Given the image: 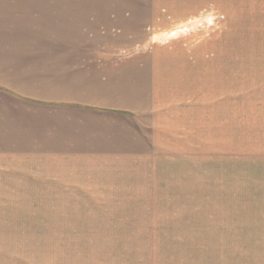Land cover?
Listing matches in <instances>:
<instances>
[{"label": "rangeland", "instance_id": "obj_1", "mask_svg": "<svg viewBox=\"0 0 264 264\" xmlns=\"http://www.w3.org/2000/svg\"><path fill=\"white\" fill-rule=\"evenodd\" d=\"M127 5L149 18L96 49L148 102L63 155L0 141V264H264V0Z\"/></svg>", "mask_w": 264, "mask_h": 264}, {"label": "crops", "instance_id": "obj_2", "mask_svg": "<svg viewBox=\"0 0 264 264\" xmlns=\"http://www.w3.org/2000/svg\"><path fill=\"white\" fill-rule=\"evenodd\" d=\"M147 14L127 0H0V141L63 155L87 146L81 115L146 106L151 88H127L122 78L115 85L125 75L112 74L96 45H111L128 24L140 28Z\"/></svg>", "mask_w": 264, "mask_h": 264}]
</instances>
